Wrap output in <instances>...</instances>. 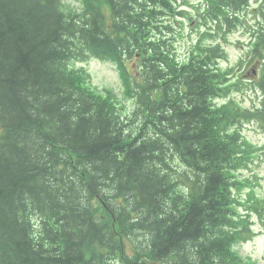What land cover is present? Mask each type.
Segmentation results:
<instances>
[{
    "label": "trees",
    "instance_id": "trees-1",
    "mask_svg": "<svg viewBox=\"0 0 264 264\" xmlns=\"http://www.w3.org/2000/svg\"><path fill=\"white\" fill-rule=\"evenodd\" d=\"M93 59L119 80L93 84ZM251 88L246 108L233 94ZM254 120L264 0H0V264H241L245 218L264 226L241 176L264 153Z\"/></svg>",
    "mask_w": 264,
    "mask_h": 264
},
{
    "label": "rangeland",
    "instance_id": "rangeland-1",
    "mask_svg": "<svg viewBox=\"0 0 264 264\" xmlns=\"http://www.w3.org/2000/svg\"><path fill=\"white\" fill-rule=\"evenodd\" d=\"M244 31L240 29L236 33L231 35V42L227 45L228 60L223 61L221 67L226 70L228 67L233 65H238L240 60L244 58V52L246 51V42L248 36L243 33ZM183 35L182 38L178 39L175 43L176 49L180 55L181 60H184L188 49L192 46L191 43L195 40L199 34V27L195 25H189L187 22L181 29ZM244 42H242V41ZM76 67L81 66L80 64H75ZM85 68L90 73V80L96 86L102 88L106 86H112L119 80V72L115 67L106 62L93 59L86 64ZM246 69L241 68L239 70V75L242 76ZM255 81L253 76L244 77L245 84H251ZM239 102H241L246 108H253L255 105L261 103V98L255 95L253 88L244 89L243 91L236 92L233 94ZM128 109L129 107L127 103ZM244 136L253 144L259 146H264V129L261 127L258 121H252L244 125L243 129ZM242 177H250L253 180L255 194L258 197H264V153L260 154V157L252 165V168L241 172ZM248 189L241 191V195H247ZM242 214H247L246 212L240 211ZM251 219L249 225L251 232L247 236L244 242H236L233 248L237 262L244 264L246 258H251L258 264H264V226L259 221H255L256 217ZM145 244V238L137 239V241ZM241 256L243 257L241 259ZM238 262V263H239Z\"/></svg>",
    "mask_w": 264,
    "mask_h": 264
},
{
    "label": "bare ground",
    "instance_id": "bare-ground-1",
    "mask_svg": "<svg viewBox=\"0 0 264 264\" xmlns=\"http://www.w3.org/2000/svg\"><path fill=\"white\" fill-rule=\"evenodd\" d=\"M234 248V244L232 245L231 249Z\"/></svg>",
    "mask_w": 264,
    "mask_h": 264
}]
</instances>
